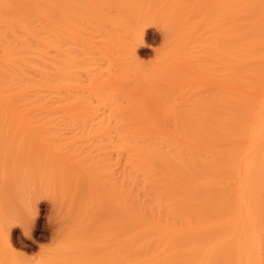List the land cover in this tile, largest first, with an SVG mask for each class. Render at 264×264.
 <instances>
[{
  "label": "rangeland",
  "instance_id": "374dc122",
  "mask_svg": "<svg viewBox=\"0 0 264 264\" xmlns=\"http://www.w3.org/2000/svg\"><path fill=\"white\" fill-rule=\"evenodd\" d=\"M27 2L11 5L42 31L49 19ZM229 9L230 0H55L53 87L0 80V264H262L255 156L223 206L198 214L146 224L121 195L132 171L123 137L184 145L228 106Z\"/></svg>",
  "mask_w": 264,
  "mask_h": 264
},
{
  "label": "bare ground",
  "instance_id": "6f19581e",
  "mask_svg": "<svg viewBox=\"0 0 264 264\" xmlns=\"http://www.w3.org/2000/svg\"><path fill=\"white\" fill-rule=\"evenodd\" d=\"M32 1L27 3L41 9L49 19L42 24V31L31 27L27 15L17 16L21 11L12 7V0H0V15L5 22L0 29V62L10 57L16 62L9 71L0 72L2 85L8 89L13 84L54 85L57 46L50 19L55 18V0ZM229 11V55L235 90L225 111L205 134L193 132L186 136L184 145L175 141L170 146L171 142L149 135L123 137L119 144L132 169L121 178V195L134 219L153 225L162 222L163 217L180 219L198 214L203 207L223 206L232 193L229 182L238 175L244 159L249 162L253 156V185L264 198V142L254 146V138L264 126V0H230ZM254 88H260L259 94L249 95ZM38 96L39 106L46 105L47 101L42 103L46 95ZM259 207L264 223V199Z\"/></svg>",
  "mask_w": 264,
  "mask_h": 264
}]
</instances>
